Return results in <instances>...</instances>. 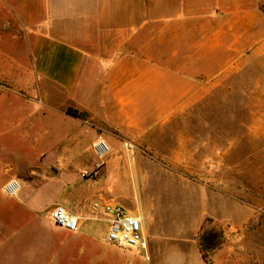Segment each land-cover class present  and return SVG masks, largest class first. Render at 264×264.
<instances>
[{
    "label": "crops",
    "instance_id": "0c3cea01",
    "mask_svg": "<svg viewBox=\"0 0 264 264\" xmlns=\"http://www.w3.org/2000/svg\"><path fill=\"white\" fill-rule=\"evenodd\" d=\"M4 3L19 14H29L21 20L33 31V70L0 73V142H29L31 149L39 150L33 155L40 159L49 141L58 142L59 157L76 158L75 143L91 132L96 140L106 139L114 152L123 142L143 141L161 132L186 108L188 95L202 93L203 73H222L233 66L236 22L244 32L250 30L255 6L252 0ZM2 163L0 190L4 192L13 177L20 179L22 190L11 200L0 199V212L28 221L22 236L34 242L26 247L44 257L22 264H208L196 244L164 247L155 220L132 209L126 208L144 217L151 258L136 249L118 248L107 237L103 240L88 223L102 219L108 229V215L101 212L95 217L89 201L79 209L68 203L66 196L75 187L65 177L74 173L66 162L56 171L59 192L53 201L29 181L33 173L27 168L12 173V166ZM58 204L79 214L77 231L53 227L48 211Z\"/></svg>",
    "mask_w": 264,
    "mask_h": 264
},
{
    "label": "rangeland",
    "instance_id": "374dc122",
    "mask_svg": "<svg viewBox=\"0 0 264 264\" xmlns=\"http://www.w3.org/2000/svg\"><path fill=\"white\" fill-rule=\"evenodd\" d=\"M252 4L251 29L236 22L233 66L203 73L202 93L188 95L161 132L123 142L99 168L94 132L75 143L76 158L59 157L58 142H46L40 159L29 142L2 141V165L12 173L27 168L29 181L53 201L56 171L66 162L75 187L66 197L76 209L84 200L117 203L153 218L164 247L196 244L208 264H264V0ZM28 15L0 0V73H32L33 31L21 20ZM4 198L13 199L0 190ZM27 223L0 212V264L44 260L26 247L34 242L22 236ZM88 225L106 239V221Z\"/></svg>",
    "mask_w": 264,
    "mask_h": 264
},
{
    "label": "built area",
    "instance_id": "2783aa9c",
    "mask_svg": "<svg viewBox=\"0 0 264 264\" xmlns=\"http://www.w3.org/2000/svg\"><path fill=\"white\" fill-rule=\"evenodd\" d=\"M111 146L108 141L100 137L95 143L97 155L96 168L103 165ZM131 150V148H130ZM22 190L19 178H10L4 185V192L9 197H18ZM92 213L98 217L101 212L109 217L108 241L123 249L142 251L146 259H150L148 240L144 233V217L141 214L130 213L122 205L108 201L95 200L91 204ZM50 219L57 225L69 230L80 228V216L65 205L58 204L51 208Z\"/></svg>",
    "mask_w": 264,
    "mask_h": 264
},
{
    "label": "trees",
    "instance_id": "16d2710c",
    "mask_svg": "<svg viewBox=\"0 0 264 264\" xmlns=\"http://www.w3.org/2000/svg\"><path fill=\"white\" fill-rule=\"evenodd\" d=\"M68 112L72 113V114H77L75 111H72V109H68Z\"/></svg>",
    "mask_w": 264,
    "mask_h": 264
}]
</instances>
